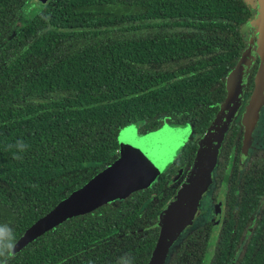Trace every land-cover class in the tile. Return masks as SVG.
<instances>
[{"label":"trees","instance_id":"1","mask_svg":"<svg viewBox=\"0 0 264 264\" xmlns=\"http://www.w3.org/2000/svg\"><path fill=\"white\" fill-rule=\"evenodd\" d=\"M27 1L0 0V264H147L170 176L194 158L226 96L251 10L244 0H47L22 18ZM132 124L191 125L198 137L150 186L22 242L117 158ZM258 215L245 243L222 239L210 264H264V206ZM192 258L201 254L179 248L168 264Z\"/></svg>","mask_w":264,"mask_h":264},{"label":"water","instance_id":"2","mask_svg":"<svg viewBox=\"0 0 264 264\" xmlns=\"http://www.w3.org/2000/svg\"><path fill=\"white\" fill-rule=\"evenodd\" d=\"M244 2L251 10V16L244 26L249 29L247 23L254 19L253 32L248 36V44L237 64L224 77L226 96L220 103L209 127L197 139L198 147L185 179L159 213V235L147 264H163L168 247L198 215L199 201L211 181L212 169L221 140L225 131L232 125L244 98L250 69L257 57L264 65V0H258L257 10L246 0ZM255 14L256 16L253 18ZM263 101L264 66L263 68L259 66L254 77V89L242 119V123L246 127L245 136L250 134L252 122L255 121L259 106ZM168 129L178 135L181 134L180 129L176 131V129L165 125L146 134H158L159 131H166L165 135H169ZM134 137H132L135 139L134 143H138L139 138ZM173 137L169 140L174 141L175 137L174 140ZM129 140L131 139H126L124 146L119 144V156L112 163L82 187L61 200L53 210L26 231L21 241H30L71 216L85 213L105 202L148 186L169 159L173 146L164 141L166 148L163 154L160 155L158 150H154V161H152L145 154L137 152Z\"/></svg>","mask_w":264,"mask_h":264},{"label":"flooded vegetation","instance_id":"3","mask_svg":"<svg viewBox=\"0 0 264 264\" xmlns=\"http://www.w3.org/2000/svg\"><path fill=\"white\" fill-rule=\"evenodd\" d=\"M252 31L253 29L244 30V37L247 39V36L251 35ZM258 64L259 59L257 57L250 69L248 84L245 87L244 98L238 109L237 116L233 120L231 127L224 133L216 163L212 170V180L199 201L200 212L190 226L183 229L168 247L163 264H168L170 255L179 248L188 252V255H193L195 252L200 253L201 258L192 259L199 260V264H210L213 256L216 253H221L220 242L222 239L228 243L230 248L232 243L237 244L240 238V241L245 243V239L249 236V230L253 228L254 223L261 220L258 213L264 206V101L259 106L257 118L252 123L250 134H247V136H245L246 127L242 123L246 107L254 89V77ZM167 126L175 128V126ZM186 126L190 129L188 139L180 147L178 155L167 163L168 165L163 171L177 166L173 165L176 164L178 156L187 142L196 143L198 135L194 134L191 125ZM186 126H182V129ZM177 128L180 127L178 126ZM146 133L148 132L139 133V135ZM165 148L166 145L164 143L161 149L157 148L160 155L163 154ZM118 156L119 152L117 150ZM192 161L193 158L190 159V163H187V165L176 168L170 176L174 190L173 195L180 183L185 179ZM163 171L160 170L149 186ZM255 181L260 182L255 185ZM253 195L260 196V200L256 202L252 198ZM254 204L255 207L253 208ZM237 230H242V235L237 234ZM190 235H194L195 238H188Z\"/></svg>","mask_w":264,"mask_h":264},{"label":"rangeland","instance_id":"4","mask_svg":"<svg viewBox=\"0 0 264 264\" xmlns=\"http://www.w3.org/2000/svg\"><path fill=\"white\" fill-rule=\"evenodd\" d=\"M46 2H47V0H28L23 5V7L20 9L19 15H21L22 18H28L32 14H34ZM246 2L250 3V5L252 7H254V9L257 10L258 0H246ZM255 16H256V14L253 15V18H255ZM253 24H254V19H252V21H249L247 23L249 29L245 28V26H244V30L245 31H249L250 29H253ZM250 56H251V52H250ZM258 59H259V57H258ZM259 66L261 68H263L264 65H263V63H260V61H259L258 67ZM229 72L230 71H228L226 74H229ZM237 113H238V111H237ZM237 113H236L235 117L237 116ZM235 117H234V119H235ZM256 118H257V116H256ZM256 118H255V120H256ZM254 122H252V123H254ZM165 126H167V125H165ZM173 129H176V131L178 129H180V133L181 134L178 135L177 133H174L171 129H168L169 135L168 134L165 135L166 131H163V132L159 131L158 134L151 133V134H146V135H139L140 132L138 130L137 125L136 124H132L130 126H127V127L123 128L122 130H120L119 135H118V142H119V144H122L124 146V142L126 141V139H131L129 141L132 144V146H134V148L137 150V152H139L140 154H145L152 161H154V157H153V155H155L154 150L161 149L162 144H163L164 141L166 143H170L169 145L173 146V150H172V154L170 155V157L167 160V162L160 169L161 171H163L165 169V167L168 165L167 163L169 161L173 160L178 155V151H179L180 147L186 141V139H188L189 134H190L189 133L190 129H189L188 126L184 127L183 129H182V127H180V128L175 127ZM173 135L175 137V140L174 141H170L169 139L171 137H173ZM132 137L139 138L138 143H134L135 139H133ZM158 144H159V146L157 147ZM122 197H124V196H122ZM122 197H119V198H122ZM199 212L200 211H199V208H198V213ZM188 226H190V224H188L186 227H188Z\"/></svg>","mask_w":264,"mask_h":264}]
</instances>
